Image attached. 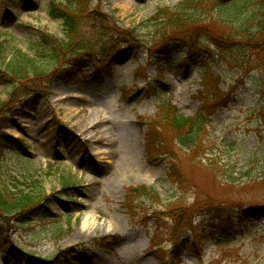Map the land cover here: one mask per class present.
Returning a JSON list of instances; mask_svg holds the SVG:
<instances>
[{"label":"rangeland","instance_id":"rangeland-1","mask_svg":"<svg viewBox=\"0 0 264 264\" xmlns=\"http://www.w3.org/2000/svg\"><path fill=\"white\" fill-rule=\"evenodd\" d=\"M180 1L88 0L90 51L51 69L44 38H66L51 5L66 0H0V194L43 206L0 215V264H41L28 252L54 264H264L261 72L230 67L207 38L193 48L145 25ZM20 50L48 70L14 87L3 63ZM168 102L208 116L201 149L156 130ZM141 186L159 199L131 203Z\"/></svg>","mask_w":264,"mask_h":264},{"label":"trees","instance_id":"trees-1","mask_svg":"<svg viewBox=\"0 0 264 264\" xmlns=\"http://www.w3.org/2000/svg\"><path fill=\"white\" fill-rule=\"evenodd\" d=\"M74 6L78 10L71 12ZM89 10L88 0H66L65 4L52 3L51 15L53 18L63 21L66 38L63 40L50 36L44 38L50 44V47L41 51L49 58L46 68L50 66L52 69L66 54L74 57L73 64L78 65L81 59L79 54L83 55L90 51L91 43L83 40L79 34L83 15L87 14ZM145 23L156 31H164L163 36L168 41L181 42L185 46L195 43L193 48L199 44H196V41L207 38L216 47L227 51L228 56H223L227 65L238 68L245 75H248L252 70H259L261 72L258 79L259 96L260 101L263 102L260 108V118L264 121V0H181L174 7L159 9ZM99 28L103 30V28ZM167 29L178 31L183 39L176 34L169 37L165 32ZM18 52L17 57L3 63V74L10 79L14 87L28 81L31 77H42L43 70H48L33 65L22 50ZM66 73L70 74L71 70H67ZM216 85L219 86L220 83L218 82ZM216 100H212L213 103ZM4 105L0 102V112ZM161 106L159 107V118L155 119L156 130L168 128L175 132V136L183 148L196 151L201 149L199 143L208 124V116L201 112L193 117L179 115L177 109L170 102ZM204 109L206 110V106ZM159 197L154 188L141 186L130 189L127 198L132 203L138 198L158 200ZM39 200H41L40 195L11 196L1 193L0 215L2 217L30 215L43 207L36 204ZM129 216L131 215L129 214ZM19 253L21 252L19 251ZM25 257L41 264H54L59 259H39L34 257L32 252L25 253Z\"/></svg>","mask_w":264,"mask_h":264},{"label":"bare ground","instance_id":"bare-ground-1","mask_svg":"<svg viewBox=\"0 0 264 264\" xmlns=\"http://www.w3.org/2000/svg\"><path fill=\"white\" fill-rule=\"evenodd\" d=\"M91 126V122H86V124H85V127L86 128H88V127H90ZM139 260H141V259H136V261L138 262ZM92 264H102V262L101 261H99V260H96L94 263H92Z\"/></svg>","mask_w":264,"mask_h":264}]
</instances>
